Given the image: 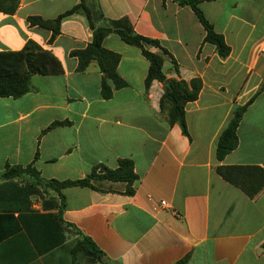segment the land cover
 Here are the masks:
<instances>
[{
	"label": "crops",
	"instance_id": "1",
	"mask_svg": "<svg viewBox=\"0 0 264 264\" xmlns=\"http://www.w3.org/2000/svg\"><path fill=\"white\" fill-rule=\"evenodd\" d=\"M78 2L18 0L13 14L0 12V52L33 41L62 70L34 74L26 94L0 98V264H264V188L250 199L215 171H264V0H200L204 18L230 49L224 59L204 42L188 6L86 0L104 17L96 27L127 18L136 34L157 40L170 55L162 66L166 79L201 80L197 99L185 105L188 136L160 110L163 84L145 86L149 63L139 48L116 33L103 39V48L120 55L117 73L127 83L105 100L97 65L79 72L71 55L91 42L85 16L64 17L52 41L51 31L27 21L53 20ZM247 103L237 147L217 160L221 132ZM123 159L138 177L131 195L125 184L105 182L99 191L62 189L61 198L27 174L2 177L6 166H30L43 181H74ZM82 236L104 263L73 254Z\"/></svg>",
	"mask_w": 264,
	"mask_h": 264
},
{
	"label": "trees",
	"instance_id": "2",
	"mask_svg": "<svg viewBox=\"0 0 264 264\" xmlns=\"http://www.w3.org/2000/svg\"><path fill=\"white\" fill-rule=\"evenodd\" d=\"M171 1L180 6H188L191 8L205 31L204 42L214 46L221 59L229 55L230 49L225 44L222 36L214 31L213 27L200 11L198 7L200 0ZM17 6L18 0H0V12L2 13L13 14ZM73 13H81L85 16L92 31V39L84 49L74 51L71 55L77 59V70L79 72L84 71L92 62L97 65L102 75V98L105 100L109 99L114 90L127 86L125 80L117 73L120 55L108 51L102 46L103 39L109 33H116L123 42L140 49L143 57L149 63L145 86L149 87L152 81H158L163 84L164 93L159 101L160 110L165 114L169 124H177L182 134L188 136L185 123V105L197 99L201 90V80L199 78H193L186 82L183 80L166 79L162 72V66L164 57H170V55L160 46L157 40L136 34L127 18L108 20L105 27H96L95 22L99 19H104V17L98 8H92L87 5L86 0H79L74 7L53 20H44L40 17L33 16L28 17L27 21L30 26H38L51 31L50 41H52L59 34L61 20ZM151 49H158L159 53L152 52ZM61 71L58 60L49 51L42 49L33 41H28L20 51L0 52V98H18L26 94L30 90V77L34 74L56 75L61 73ZM247 105L248 103L236 108L233 117L221 132L215 152L217 160L221 161L237 147L236 129ZM215 171L224 181L239 189L250 199L256 198L264 188V171L259 167H217ZM23 174L33 177L36 182H39L59 195L62 189L69 187L89 188L99 191V185L105 182L123 183L127 187L126 193L131 195L133 193L131 187L138 179L134 173L132 162L126 159L120 160L115 169H108L101 165L95 166L85 178L74 181H43L39 178L38 173L30 166L25 168L6 166L2 177L8 179L19 177ZM262 249L264 251V243ZM80 252H83L85 256L89 257L92 263H104L102 259L103 253L88 237L82 236L76 243L73 254ZM183 263L184 260H181L176 264Z\"/></svg>",
	"mask_w": 264,
	"mask_h": 264
},
{
	"label": "built area",
	"instance_id": "3",
	"mask_svg": "<svg viewBox=\"0 0 264 264\" xmlns=\"http://www.w3.org/2000/svg\"><path fill=\"white\" fill-rule=\"evenodd\" d=\"M166 204H165V202H161V206H165Z\"/></svg>",
	"mask_w": 264,
	"mask_h": 264
}]
</instances>
